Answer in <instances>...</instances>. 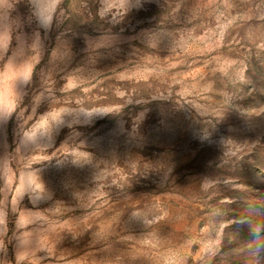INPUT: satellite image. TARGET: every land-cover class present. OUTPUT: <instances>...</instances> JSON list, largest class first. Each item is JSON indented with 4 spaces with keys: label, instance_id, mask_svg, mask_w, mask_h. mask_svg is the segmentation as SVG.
I'll list each match as a JSON object with an SVG mask.
<instances>
[{
    "label": "rangeland",
    "instance_id": "obj_1",
    "mask_svg": "<svg viewBox=\"0 0 264 264\" xmlns=\"http://www.w3.org/2000/svg\"><path fill=\"white\" fill-rule=\"evenodd\" d=\"M108 27L74 18L46 41L70 29L74 56L45 77L54 103L38 114L69 102L106 113L66 116L29 160L51 198L22 264H264V0H145L92 58L85 36ZM18 137L15 118L0 126V157ZM8 227L0 264L18 251L11 213Z\"/></svg>",
    "mask_w": 264,
    "mask_h": 264
},
{
    "label": "clouds",
    "instance_id": "obj_2",
    "mask_svg": "<svg viewBox=\"0 0 264 264\" xmlns=\"http://www.w3.org/2000/svg\"><path fill=\"white\" fill-rule=\"evenodd\" d=\"M144 2L91 0L95 9L93 11L89 7V0H0V126H6L15 118L19 130L16 148L0 157V252L6 251L11 213L15 216L14 236L18 241L15 264H22L19 254L30 245L25 233H32L35 228L31 226L39 225L42 219L40 213L47 210L36 206L51 198L40 178V169L34 167L38 164H29L32 155L40 148L47 152L53 134L64 126L66 116L73 117L68 121V127H71L80 122L78 117L81 113L89 116L93 113H106L95 111L93 106L87 104L69 102L55 109L52 106L48 111L38 114V108L46 99H50L52 105L54 103L45 77L54 78L57 66L69 62L74 56L71 42L66 38L70 29L58 31L54 46L50 49L46 44L49 34L74 18H79L81 23L98 21L109 25L98 37L84 38L85 50L94 58L98 50L112 48L120 42L123 29L120 32L112 29L123 25L133 10L142 8ZM46 54L49 67L43 68L40 65ZM5 75L9 77L6 82ZM37 76L40 87L31 95L29 111V105H25L24 101ZM127 103H131V100ZM54 111L56 115H53ZM41 138H47L49 143L42 145L39 142ZM9 171L15 176L11 184L8 182ZM32 172L36 173L39 186L28 179ZM26 197L33 205L32 209L21 206ZM21 213L31 215L33 222L24 224L20 218ZM253 231L259 232L260 226ZM256 243L264 247V238H259Z\"/></svg>",
    "mask_w": 264,
    "mask_h": 264
}]
</instances>
